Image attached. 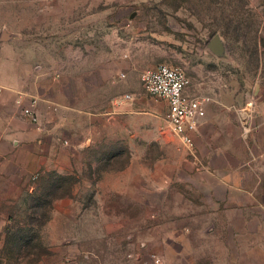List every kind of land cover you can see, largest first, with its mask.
<instances>
[{"label":"rangeland","instance_id":"1","mask_svg":"<svg viewBox=\"0 0 264 264\" xmlns=\"http://www.w3.org/2000/svg\"><path fill=\"white\" fill-rule=\"evenodd\" d=\"M4 33L35 46L55 70L69 59L85 69L99 62L102 75L90 79L101 106L97 98L78 106L80 146L64 141L70 165L30 176L7 194L14 203L0 204V264H145L153 256L163 264H260L205 251L253 236L229 234L230 219L207 203L212 179L197 171L195 153L171 133L167 107L145 93L141 76L160 64L183 70L192 95L236 117L250 139L243 119L251 127L264 120V0H0ZM216 35L222 58L208 47ZM37 198L47 204L44 225L34 222L42 220ZM169 250L182 261L167 262Z\"/></svg>","mask_w":264,"mask_h":264},{"label":"crops","instance_id":"2","mask_svg":"<svg viewBox=\"0 0 264 264\" xmlns=\"http://www.w3.org/2000/svg\"><path fill=\"white\" fill-rule=\"evenodd\" d=\"M22 42L16 38L11 40L6 33L0 36L2 205L14 203L7 194L12 188L20 189L30 176L70 165L64 159L69 155L64 141H69L74 149L80 146L75 135L81 112L78 106H96V103L87 104L88 98H97V106H101L99 93L95 90L97 84L90 82V79L101 78V63L85 69L76 67L69 59L61 70H55L47 56L38 55L35 46H26ZM77 59L78 63L82 62L81 57ZM189 94L192 96L190 89ZM34 100L38 124L30 123L23 116V110ZM238 125L236 117L219 115L207 106L206 118L194 136L195 164L200 163L201 168L197 171H203L212 179H207L209 193L205 198L215 212L230 219L229 234L249 235L253 239L208 243L204 247L205 251L222 252L219 255L221 262L264 264V225L260 219L264 214V137L261 131L264 120L251 127L250 139ZM57 155L62 157L55 158ZM5 213L0 209L1 239L7 223ZM234 219L241 220V225H236ZM247 220L254 223L251 229L246 228ZM166 259L167 262L182 261L170 250Z\"/></svg>","mask_w":264,"mask_h":264},{"label":"built area","instance_id":"3","mask_svg":"<svg viewBox=\"0 0 264 264\" xmlns=\"http://www.w3.org/2000/svg\"><path fill=\"white\" fill-rule=\"evenodd\" d=\"M142 85L147 95L166 103L167 124L171 133L190 152L195 153V134L199 131L206 118V109L209 99L206 96H191L189 94L190 79L187 74L176 67L160 64L146 69L141 76ZM2 89L0 88V95ZM36 100L30 107L23 110V116L32 124L39 123L36 111ZM124 103L117 100L116 105ZM249 117L243 119L247 133L251 132ZM250 126V129L247 127ZM264 211V206H263ZM163 259L153 256L145 264H163Z\"/></svg>","mask_w":264,"mask_h":264},{"label":"water","instance_id":"4","mask_svg":"<svg viewBox=\"0 0 264 264\" xmlns=\"http://www.w3.org/2000/svg\"><path fill=\"white\" fill-rule=\"evenodd\" d=\"M208 47L210 51L216 56H218L219 58H222L225 56V44L219 35H216L211 40Z\"/></svg>","mask_w":264,"mask_h":264},{"label":"trees","instance_id":"5","mask_svg":"<svg viewBox=\"0 0 264 264\" xmlns=\"http://www.w3.org/2000/svg\"><path fill=\"white\" fill-rule=\"evenodd\" d=\"M48 196V195H47ZM49 204V203H48ZM45 205H47V204H45V202H44V200H40V199H38L37 198V203H36V206H35V208L33 209V210H35L36 211V214L38 215V216H40L41 218H42V220L40 221L39 219L37 220L36 218H34L35 220H34V222H36V223H40L41 225H44V223H47V222H49V216H47L45 213H42V212H40V209L43 207V206H45ZM42 222V223H41ZM31 232H33V229H31ZM10 242V240L8 241V243Z\"/></svg>","mask_w":264,"mask_h":264}]
</instances>
